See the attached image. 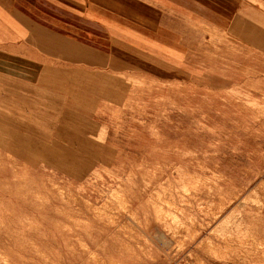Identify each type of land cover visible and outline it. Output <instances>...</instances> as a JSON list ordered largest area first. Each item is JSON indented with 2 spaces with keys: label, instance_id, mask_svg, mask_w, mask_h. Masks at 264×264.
<instances>
[{
  "label": "crops",
  "instance_id": "obj_1",
  "mask_svg": "<svg viewBox=\"0 0 264 264\" xmlns=\"http://www.w3.org/2000/svg\"><path fill=\"white\" fill-rule=\"evenodd\" d=\"M184 89L193 113L207 102L205 128L190 130L192 176L216 178L222 196L254 190L264 174V0H0V117L42 134L76 129L68 138L93 149L74 151V170L47 164L46 187L96 210L118 194L129 210L111 228L109 252L73 261L93 253L112 264L159 261L146 253V128L162 116L157 105L181 101ZM48 139L34 137H57ZM51 225L47 264H71L76 224Z\"/></svg>",
  "mask_w": 264,
  "mask_h": 264
},
{
  "label": "rangeland",
  "instance_id": "obj_2",
  "mask_svg": "<svg viewBox=\"0 0 264 264\" xmlns=\"http://www.w3.org/2000/svg\"><path fill=\"white\" fill-rule=\"evenodd\" d=\"M247 12L248 15L253 13V8L249 5ZM183 97L181 101L159 102L157 109L161 111L162 116L151 118V128H146V233L150 242V245L146 246V253L159 258L158 262L153 261L157 264H227L213 259L209 252L201 249L202 241L204 243V239H212L213 242H219L222 233L226 236L223 238L228 239L231 232L234 234L229 238L233 242L236 241L232 246H237L239 241L249 238L247 225L252 220L258 231H263L264 174L254 186V190H248L241 196L238 192H232L230 197L224 192L225 196H222V189L218 186L216 178L208 184L205 180L192 176V167L187 161L191 149L190 130L205 128L207 102L198 101V114H195L192 112L194 102L189 99L190 89L183 90ZM2 112L4 111L1 109L0 113ZM22 119L30 123L29 117ZM39 130H45V127L30 128L16 124L13 116L0 117V264H47L55 249L49 240L52 231L50 226L55 221L63 220L76 224L70 243L71 264H79L73 261L78 260L79 253H86L87 256L92 252L100 256L105 255L106 248L111 245V228L129 214L126 201L122 196L112 194L111 203L106 205L110 207H103L95 213L96 211H93L96 209L80 202L78 198L73 197V200L72 196L70 198L61 191L55 193L52 188L46 187V183L54 178L47 164L62 167L61 162L68 161L72 165L67 167L77 169L79 165L75 162L80 156L74 155V151L79 148L93 149L94 146L80 145L84 140L69 139L68 136L73 134L66 130H76L73 128H56L58 131L55 134H42ZM80 130L86 132H82L83 134L90 135L88 132H93L95 128ZM39 135L47 139L54 135L57 139L54 143L34 140V137ZM164 151L167 156L166 163L160 158ZM30 154L33 157L29 156ZM36 160L42 161L43 164L37 163ZM93 160L94 158H90V161ZM88 167L89 164L84 166ZM139 168L141 165L135 166V169ZM140 185L142 188L143 183ZM251 192H257V196ZM251 194L256 198L253 199ZM242 198L244 202L241 201ZM251 201L253 203L250 204ZM62 204L66 212L62 211ZM224 205L227 208L224 207L223 210ZM241 205L242 207H239ZM161 209L163 210L160 211ZM131 217L133 219V215ZM260 218L262 220H259ZM82 220H87L94 226L86 230L83 227L80 229L78 224L84 225ZM228 221L231 225L227 224ZM259 221L260 223H257ZM81 231L86 232L82 241L78 238ZM154 231L157 233H153ZM218 231L221 234L217 237ZM259 232L255 236L258 242L264 238ZM115 238L117 242L118 236ZM119 240L124 243L133 241L132 238L124 236ZM253 245L259 246L258 243ZM97 261L100 260L96 259V256L87 257L81 264H112L110 261ZM250 262L241 259L228 264ZM146 264H152L150 257Z\"/></svg>",
  "mask_w": 264,
  "mask_h": 264
},
{
  "label": "bare ground",
  "instance_id": "obj_3",
  "mask_svg": "<svg viewBox=\"0 0 264 264\" xmlns=\"http://www.w3.org/2000/svg\"><path fill=\"white\" fill-rule=\"evenodd\" d=\"M187 175V174H186ZM194 179V178H193ZM264 186V185H263ZM258 188H259V186H258ZM131 189V188H130ZM241 189V188H240ZM226 190V189H225ZM241 190H243V189H241ZM253 190V189H252ZM259 190V189H258ZM261 190V189H260ZM239 191V190H238ZM237 192V191H236ZM260 192V191H259ZM227 193V195H228V193L229 192H226ZM225 193V194H226ZM240 193V192H239ZM252 193V192H251ZM235 194V193H234ZM252 194H254V196H257V192H253ZM251 194V196L253 197V199H255L254 198V196ZM259 194V193H258ZM237 195V194H236ZM235 195V196H236ZM250 195V194H249ZM225 196V195H224ZM239 196V195H238ZM247 197H248V195H246ZM263 196H264V193H263ZM137 197V196H136ZM220 197H221V195H220ZM227 197V196H226ZM230 197V196H229ZM260 197V196H259ZM70 198H71V196H70ZM134 198V197H133ZM219 198V197H218ZM237 198V197H236ZM236 198H234V199H236ZM258 198V197H257ZM72 199H73V197H72ZM223 199H225L224 197H223ZM227 199V198H226ZM231 199H233V198H231ZM230 199V200H231ZM248 199H250V197L248 198ZM252 199V198H251ZM74 200V199H73ZM133 200V199H132ZM138 200H139V198H138ZM220 200H222V198L220 199ZM229 200V201H230ZM257 200V199H256ZM215 201V200H214ZM213 201V202H214ZM233 201V200H232ZM231 201V202H232ZM235 201V200H234ZM241 201H243V198H242V200ZM257 201H259V200H257ZM219 202V201H218ZM217 202V203H218ZM221 202V201H220ZM224 202H225V200H224ZM223 202V203H224ZM244 202V201H243ZM245 203H246V201H245ZM251 203H253L252 201L250 202V204ZM219 204V203H218ZM240 204V203H239ZM248 204V203H247ZM255 204V203H254ZM262 204V203H261ZM90 205V204H89ZM104 205V204H103ZM107 205V204H106ZM233 205V204H232ZM256 207H258L259 208V206H258V204L256 203ZM217 206V205H216ZM229 206V205H228ZM91 207V206H90ZM96 207V206H95ZM103 207H106L105 205L103 206ZM107 207H110V206H107ZM106 207V208H107ZM219 208H220V206H218ZM217 207V208H218ZM222 207V206H221ZM224 207H226L227 208V206H223V210L225 209ZM239 207H242V205L241 206H239ZM248 207V206H247ZM262 207H263V205H262ZM92 208V207H91ZM97 208V210H98V207H96ZM134 208V207H133ZM163 208V207H162ZM260 208H261V206H260ZM95 209V208H94ZM108 209V208H107ZM244 209H246V208H244ZM244 209H241L242 211L244 210ZM250 209V208H249ZM262 209V208H261ZM97 210H94L93 212H95V213H97L98 211ZM163 209H161L160 211H162ZM220 210H222L221 208H220ZM219 210V211H220ZM236 210V209H235ZM260 210V209H259ZM258 210V211H259ZM105 211V210H104ZM226 211V210H225ZM135 212V211H134ZM233 212V211H232ZM234 212H236V211H234ZM94 213V214H95ZM100 213V212H99ZM98 213V214H99ZM159 213H161V212H159ZM213 213H214V211H213ZM217 213V212H216ZM241 213V212H240ZM250 213V212H249ZM261 213V212H260ZM139 214V213H138ZM223 214V213H222ZM236 214H238V213H236ZM236 214H235V216H236ZM254 214V213H253ZM101 215H102V213H101ZM170 215V214H169ZM218 215H219V213H218ZM221 215V214H220ZM239 215V214H238ZM70 216V215H69ZM171 216V215H170ZM257 216H260V215H257ZM218 217V216H217ZM220 217V216H219ZM239 217H241V216H239ZM262 217V216H261ZM123 218V217H122ZM129 218V217H128ZM227 218V217H226ZM233 218V217H232ZM255 218V217H254ZM124 219V218H123ZM219 219V218H218ZM249 219V218H248ZM157 220V219H156ZM214 220H215V218H214ZM216 220H217V218H216ZM259 220H262V218H260ZM83 221V220H82ZM127 221H129V220H127ZM132 221V220H131ZM138 221H139V219H138ZM230 221H231V219H230ZM253 221V220H252ZM249 222L248 223V225H247V228L249 229V238H246L245 240H243V241H239V245H237V246H232V244L233 243H235L236 241H232L231 240V238H229V237H231L234 233H231L230 232V235L227 237L228 239H224L223 237H226L225 236V234H221V232H219L218 231V233H217V237H218V234L220 235H223L222 236V239H220V241L219 242H213V240L211 239V240H205L204 239V243H203V241H202V244H201V249H204L205 251H207V252H209L210 254H211V256H212V258L213 259H215V260H217V261H222V262H224V263H229V262H235V260L236 261H239V260H241V259H245V260H248V261H251L249 264H264V238H261L259 241L260 242H258L257 240H255L256 239V235H258V227L257 226H254V224H253V222ZM130 222V221H129ZM156 222V221H155ZM222 222V221H221ZM235 222V220L233 221V223ZM132 223V222H131ZM225 223H226V220H225ZM231 223V222H230ZM229 223V221H228V223L227 224H230ZM257 223H260V221L259 222H257ZM134 224V223H133ZM231 225V224H230ZM229 225V226H230ZM183 226V225H182ZM222 226V225H221ZM185 227V226H184ZM228 227V226H227ZM231 227V226H230ZM246 227V226H245ZM91 228V227H90ZM186 228V227H185ZM256 228V229H255ZM262 229H263V231L260 233V234H263L264 235V228L262 227ZM225 230H226V227H225ZM194 232V231H193ZM199 232V231H198ZM214 233V232H213ZM189 234V233H188ZM167 235V234H166ZM190 235V234H189ZM195 235V234H194ZM197 235V234H196ZM213 235V234H212ZM186 237V236H185ZM194 237V236H193ZM168 238V237H167ZM187 238V237H186ZM195 238V237H194ZM207 238V237H206ZM210 238V237H209ZM220 238V237H219ZM170 240V239H169ZM186 240H188V239H186ZM180 241H181V239H180ZM216 241H218V240H216ZM183 242V241H182ZM185 243V242H184ZM183 243V244H184ZM192 243V242H191ZM256 243H258L259 244V246L258 247H256V246H254L253 244H256ZM200 244V243H199ZM198 244V245H199ZM236 244V243H235ZM183 246V245H182ZM120 247V246H119ZM125 247V246H124ZM199 248H200V246H198ZM197 247V248H198ZM120 249H122L121 247H120ZM86 251V250H85ZM109 252V251H108ZM106 253H107V251H106ZM94 254V253H93ZM93 254H92V256H93ZM91 256V257H92ZM94 256H96L95 254H94ZM150 256V255H149ZM93 258V257H92ZM96 259H97V257H96ZM98 260H101V258L100 259H98ZM103 261V260H102ZM114 261V260H113ZM11 262H13V261H11ZM96 262V261H95ZM97 262H101V261H97ZM199 262H201V260L199 259ZM93 263V262H92ZM101 263H104V262H101ZM118 263V262H117ZM116 263V264H117ZM114 264V263H113Z\"/></svg>",
  "mask_w": 264,
  "mask_h": 264
}]
</instances>
